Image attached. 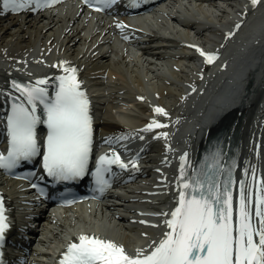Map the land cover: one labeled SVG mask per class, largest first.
Segmentation results:
<instances>
[{
  "label": "bare ground",
  "instance_id": "bare-ground-1",
  "mask_svg": "<svg viewBox=\"0 0 264 264\" xmlns=\"http://www.w3.org/2000/svg\"><path fill=\"white\" fill-rule=\"evenodd\" d=\"M197 1L208 3L209 8L203 7L205 4L197 7L195 15L200 14L202 18L196 17L189 21L182 16L185 12L182 6L186 0H166L160 9V13L165 15L164 19H174L187 32L181 33L185 30L176 25L171 26L169 22H165L166 28L171 32L168 34L158 30H136L125 20L116 22V25L123 24L124 31L128 29L131 39L142 40L138 44H144L143 54L149 58L136 56L139 58L137 60L128 59L119 50V38L110 25L94 26L92 20L88 19L85 8H81L79 12L59 9L34 11L30 8L14 11L11 8L5 10L4 6L0 8V109L10 110L12 95L25 100L12 87L13 81L36 84L41 78L47 77V82L41 87L49 88V94L54 95V83L64 74L63 62L67 61L69 66L78 69L80 80L89 78V81H94L114 75L129 92L127 99L117 95L121 93L120 88L113 91L107 88L102 94H99V90L87 93L89 99H97L95 104L100 106L99 114L93 121L96 142H99L101 134L110 132L128 135V144L131 145L137 142L133 132L145 134L151 130V137L155 140L153 146H148V150L141 152L138 160L141 163L133 169L137 178L144 181L143 184H138L135 179L131 185L125 186V191L113 194L112 197L118 203H112L105 210H97L92 216L94 221L80 211L75 219L66 217L64 221L56 223L49 218L41 230L43 237L37 240L42 249L40 253L34 249V255L49 256L50 251L54 254L56 249L65 246L69 240L78 241L79 234H95L113 239L122 243L130 253L151 245L156 239L158 242L163 235L159 238V226L165 216L155 214H169L170 208H165L166 195L167 200H172L174 204L177 202V177L184 161L180 157L175 165L179 155L177 153L175 156L174 153L179 150L180 154H188L185 167L188 175L192 176L207 143V138L201 142L200 139L211 131L210 125L214 120H218L217 123L231 120L241 123L243 149L234 167L236 181L244 178L246 167L254 168L257 176L264 173V100L260 96L255 99L246 96L237 108H234L233 103L225 107L227 112L218 108L225 102L231 103L232 100L227 96L236 87L237 78L247 67V54L264 57V0L255 4L252 0ZM229 32L233 34L229 36ZM201 48L205 52H216L218 56L209 63L200 52ZM169 59L176 62L171 63ZM123 66L127 69H123ZM170 66L177 71L172 76L165 73V69ZM86 70L93 71L91 75L100 77L91 80L90 77H85ZM221 76L219 82L226 81L222 82L225 86L223 84L218 89L222 88L219 91L221 97L219 100H211L204 91H209L207 88ZM106 84L102 82V85ZM81 86L83 87V83ZM87 86L89 84L86 83L85 87ZM259 90L256 92L260 94ZM155 94L159 97L158 100L151 97ZM120 99L127 103L125 109L119 103ZM248 101L250 107L247 105ZM156 106L166 109L168 115L157 113ZM216 108L220 110L216 111ZM153 118L160 120L164 126L146 129L145 126ZM192 119L197 122L189 125ZM203 127L208 129L206 133H201ZM161 132H167L168 137L158 135ZM170 137L182 147L169 149ZM153 148H158V151L154 149L153 154H149ZM174 170L176 175L171 178ZM152 175L154 179L150 180ZM14 184V181L0 174V192L5 196V207L9 211L19 209V193ZM235 190L238 194V183ZM255 191L258 193V186ZM119 225L125 229L119 228ZM111 230L118 233H112Z\"/></svg>",
  "mask_w": 264,
  "mask_h": 264
},
{
  "label": "snow or ice",
  "instance_id": "snow-or-ice-1",
  "mask_svg": "<svg viewBox=\"0 0 264 264\" xmlns=\"http://www.w3.org/2000/svg\"><path fill=\"white\" fill-rule=\"evenodd\" d=\"M57 0H3L4 9L20 11L33 5L37 10ZM94 7H111L117 0H85ZM139 0H129L130 6ZM258 3L259 0H252ZM103 10V9H101ZM123 27V24H121ZM233 33L229 32L231 36ZM200 52L211 63L216 52ZM64 74L58 77L55 94L41 87L48 78L38 83L12 82L14 88L23 93L25 100L11 97V114L7 116L9 148L7 154L0 152V166L13 169L21 161L43 156V168L56 181H75L89 173L93 151V115L87 90L78 78V69L67 61ZM59 66V65H58ZM143 99V97H141ZM157 113L168 115L166 109L155 107ZM47 125L42 145L38 128ZM160 120L153 118L146 129L163 127ZM158 135L167 137V132ZM42 147L45 149L41 151ZM169 149L171 146L169 145ZM139 157L135 162L138 163ZM181 180L176 197L178 203L164 215L167 233L158 242L137 248L130 253L122 243L95 234H81L72 241L62 254L60 264H264V173L257 176L253 168L244 169L245 179L237 182L233 169H227L225 179L222 150L206 156L193 176H189L185 165L188 154L181 156ZM122 169L129 164L113 151L104 154L92 173L97 187L103 192L110 186L105 176L111 165ZM236 161L233 160V166ZM250 177V179H249ZM183 185L181 188L180 185ZM238 183V194L234 205L233 189ZM258 186V193L255 191ZM5 198L0 194V264H5L2 245L5 233L11 227ZM149 223V221H144ZM147 235V233H145Z\"/></svg>",
  "mask_w": 264,
  "mask_h": 264
},
{
  "label": "rangeland",
  "instance_id": "rangeland-1",
  "mask_svg": "<svg viewBox=\"0 0 264 264\" xmlns=\"http://www.w3.org/2000/svg\"><path fill=\"white\" fill-rule=\"evenodd\" d=\"M221 3H223V2H221ZM203 4H205L206 6H203V7H205V8H209V6H208V3H203L202 1H197V0H191V2H189L188 0H186V2L184 3V5L182 6L183 7V9H185V12L187 11V13H185L184 12V15H182V16H184L185 18L187 17V16H189V14L191 15H193V17L194 18H202V16L199 14H197L196 13V15H195V9L198 7H202V5ZM188 9L190 10V11H188ZM65 11H73V9L71 8V7H69V8H66L65 9ZM157 19H155V20H153L151 23H152V29L151 30H158V31H160L161 33H166V34H168V33H171L170 31H169V28H166V25H165V22H169V24L171 23V26H174V25H176L178 28H180V29H183V30H185V31H181V33L182 32H187V30H186V28L184 27V26H182V25H180V23H177L174 19L173 20H167L166 18L164 19V17H165V15H163V14H159L158 16H155ZM124 29V27H121V26H119V25H115V26H113V32H114V34H115V36L116 37H118L119 38V40H117V46L119 47V50L120 51H122V52H124V54H126L127 55V57H129L128 59H134V60H137V59H139V58H137V57H139V56H135L134 54H132V50H130V48H128V47H126V45L124 44V42L122 41V39L120 38V36L122 35V34H126L125 33V31L123 30ZM116 31L117 32H119L118 33V35H116ZM176 32H178V29H177V31ZM174 33V34H176V35H178L177 33ZM193 35H194V33H192ZM175 37V36H174ZM140 49V48H139ZM143 52V51H142ZM146 58H149V56H145ZM169 61L171 62V63H173V62H176L175 60H173V59H169ZM133 66V65H132ZM141 68H143V70H144V72H145V69H144V66L143 65H141ZM123 69H127V67L126 66H123ZM141 71V70H140ZM142 72V71H141ZM175 72H177L176 70H174L173 68H172V66H170V67H167L166 69H165V73L166 74H168V75H170V76H172V74L173 73H175ZM91 73H93V71H89V70H86L85 71V77H90L91 78V80L92 79H94V78H96V77H100V76H97V75H91ZM193 72H191V75H193L192 74ZM144 74V73H143ZM196 76V75H195ZM90 79L88 78L87 80H85V84L87 83V84H89V86H87V92H89V93H91L92 94V92L94 91V90H99L100 91V93L99 94H102L103 92H104V90L105 89H107V88H109V89H111L112 91L113 90H119V88H120V91H121V93H119V94H117L119 97H122V98H128L129 97V92H128V90H127V88H125V87H123V85L124 84H122V83H120V81L117 79V77L116 76H114V75H112V77H110V76H107V78H102V79H95L94 81H89ZM84 82V81H83ZM102 82H106L107 84V86L106 85H102ZM97 83H99L98 85H96L94 88H92V86H94L95 84H97ZM150 85V84H149ZM109 86V87H108ZM153 99H156V100H158V96L155 94L154 96H151ZM96 101H97V99H93V102L94 103H96ZM119 101V103H121V105H123V107H124V109H125V107L127 106V103L125 102V101H123V100H118ZM131 105V104H130ZM95 115L93 116V119L95 118V117H97V115L99 114V105L98 104H95ZM110 107V106H109ZM150 151H152V152H149V154H153V150H150ZM156 154H157V152H155ZM116 213H118V214H120V212L119 211H115ZM90 217H92V216H90ZM89 218V217H88ZM87 218V219H88ZM92 219H93V221H94V217H92ZM90 227H91V225H90ZM99 227V226H98ZM97 227V228H98ZM93 228H96V226H94ZM44 229V228H43ZM43 237V234H42V232H41V236H40V238H42ZM37 244H39V242L37 243ZM46 250V249H45ZM50 254H53L52 253V251H50ZM44 260H49L50 259V257H47V256H43L42 257Z\"/></svg>",
  "mask_w": 264,
  "mask_h": 264
}]
</instances>
